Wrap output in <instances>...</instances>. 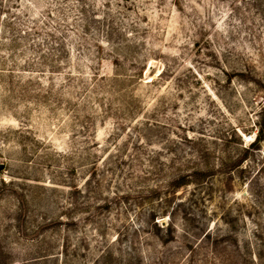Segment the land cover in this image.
Instances as JSON below:
<instances>
[{"label": "rangeland", "instance_id": "rangeland-1", "mask_svg": "<svg viewBox=\"0 0 264 264\" xmlns=\"http://www.w3.org/2000/svg\"><path fill=\"white\" fill-rule=\"evenodd\" d=\"M0 264H264V0H0Z\"/></svg>", "mask_w": 264, "mask_h": 264}, {"label": "trees", "instance_id": "trees-1", "mask_svg": "<svg viewBox=\"0 0 264 264\" xmlns=\"http://www.w3.org/2000/svg\"><path fill=\"white\" fill-rule=\"evenodd\" d=\"M260 139H261V136L257 135L251 145H254L256 142L260 141Z\"/></svg>", "mask_w": 264, "mask_h": 264}]
</instances>
